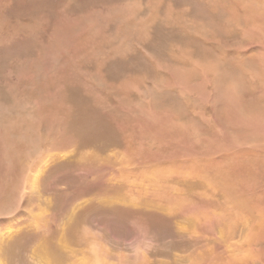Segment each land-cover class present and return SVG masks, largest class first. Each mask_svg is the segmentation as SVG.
I'll use <instances>...</instances> for the list:
<instances>
[{"label":"rangeland","instance_id":"374dc122","mask_svg":"<svg viewBox=\"0 0 264 264\" xmlns=\"http://www.w3.org/2000/svg\"><path fill=\"white\" fill-rule=\"evenodd\" d=\"M251 121L264 0H0V264H264Z\"/></svg>","mask_w":264,"mask_h":264},{"label":"bare ground","instance_id":"6f19581e","mask_svg":"<svg viewBox=\"0 0 264 264\" xmlns=\"http://www.w3.org/2000/svg\"><path fill=\"white\" fill-rule=\"evenodd\" d=\"M108 105H109V104H108ZM261 106H262V105H261ZM258 109H259V108H258ZM250 127L256 128V130H258V131H259V130H260V131L264 130V125H263V124H260V122H259V124H258V122L251 121V122H250ZM222 155H223V154H222ZM249 190H250V189H249ZM248 193H249V192H248ZM258 198H259V197H258ZM253 203H254V202H253ZM254 204H255V203H254ZM254 204H253V206H254ZM263 204H264V203H263ZM263 204H262V205H263ZM176 205H177V204H176ZM258 205H259V204H258ZM256 206H257V205H256ZM254 207H255V206H254ZM258 207H259V206H258ZM258 207H256V208H258ZM260 208H262V206H260ZM260 208H259V209H260ZM194 210H195V209H194ZM197 210H198V209H197ZM197 210H196V212L199 213ZM200 210H201V207H200ZM256 210H257V209H256ZM256 210H255V211H256ZM200 212H202V211H200ZM206 212H207V211H206ZM210 212H211V211H210ZM214 213H215V212H214ZM262 213H263V212H262ZM212 214H213V213H212ZM259 214H260V213H259ZM204 216H205V218H204ZM227 216H228V215H227ZM199 217H202V219L204 220V223H208L209 220H208L207 214L205 215V212H204V213H200ZM210 217H211V215H210ZM212 218L215 219L214 216H213ZM209 219H211V218H209ZM199 222H201V221H199ZM214 222H215V221H214ZM253 222H254V221H253ZM214 224H215V223H214ZM253 224H254V223H253ZM202 225H203V224H202ZM208 225L210 226L209 223H208ZM261 225L264 226V222H263V221H261V223L257 226V227H259L258 230H260V226H261ZM203 226H204V225H203ZM208 228H209V227H208ZM209 229H210V228H209ZM211 230H212V228H211ZM211 230H210V231H211ZM255 232H256V230H255ZM256 233H257V232H256ZM256 235H258V233H257ZM262 236H264V235H262ZM262 236H260V237L262 238ZM249 237H250V236H249ZM252 238H253V237H252ZM258 238H259V237H258ZM251 240H252V239H251ZM251 240H250V241H251ZM256 240H257V239H256ZM257 241H258V240H257ZM259 241H260V239H259ZM259 241H258V242H259ZM261 241H262V240H261ZM251 242H252V241H251ZM252 243H253V242H252ZM252 243H251V244H252ZM94 245H95V244H94ZM252 245H253V244H252ZM92 246H93V245H92ZM254 246H256V245L254 244ZM95 247H97V246H95ZM100 248H101V247H100ZM250 249H251V248H250ZM87 250H88V249H87ZM99 250H100V249H99ZM208 251H209V250H208ZM41 252H42V251H41ZM89 252H90V251H89ZM245 252H246V251H245ZM226 253H227V251H226ZM93 254L96 255L95 253H93ZM198 254H199V253H198ZM85 255H87V254H85ZM233 255H234V254H233ZM260 255H261V254H260ZM205 256H206V255H205ZM223 256H225V255H223ZM235 256H236V255H235ZM255 256H258V255H255ZM102 257H103V256H102ZM188 257H190V256H188ZM230 257H231V256H229V259H230ZM243 257H244V256H243ZM243 257H242V260L244 259ZM248 258H249V257H248ZM97 259H98V258H97ZM102 259H103V258H102ZM102 259H101V260H102ZM229 259H228V260H229ZM256 260H257V259H256ZM81 261H82V260H81ZM95 261H96V260H95ZM95 261H94V262H95ZM193 261H194V260H193ZM83 262H84V261H83ZM106 262H107V261H106ZM201 262H202V261H201ZM228 262H231V261H228ZM255 263H256V262H255ZM202 264H203V262H202Z\"/></svg>","mask_w":264,"mask_h":264}]
</instances>
